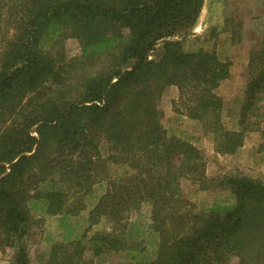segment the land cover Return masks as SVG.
Returning a JSON list of instances; mask_svg holds the SVG:
<instances>
[{"label":"trees","instance_id":"obj_1","mask_svg":"<svg viewBox=\"0 0 264 264\" xmlns=\"http://www.w3.org/2000/svg\"><path fill=\"white\" fill-rule=\"evenodd\" d=\"M204 2L0 0V245L13 248L11 264H39L24 245L33 214L57 223L45 264L108 254L118 260L97 264H264V184L223 178L232 200L197 210L180 182H207L203 154L161 124L168 87L174 114L206 124L217 154L234 155L264 120V36L248 54L234 130L215 93L231 62L175 39ZM65 38L77 41V58L65 55ZM96 187L80 231L74 220Z\"/></svg>","mask_w":264,"mask_h":264},{"label":"rangeland","instance_id":"obj_2","mask_svg":"<svg viewBox=\"0 0 264 264\" xmlns=\"http://www.w3.org/2000/svg\"><path fill=\"white\" fill-rule=\"evenodd\" d=\"M195 27L187 35H179L175 39L183 41L182 47L185 51L202 48L214 51L221 59L231 62V76L221 83L215 93L223 102L220 116L224 128L234 130L244 97L248 54L264 36V0H205L196 29ZM214 28L225 34H222L219 41L216 37L208 40L209 32ZM232 31L236 33L234 42ZM62 47L67 58L75 59L79 56V46L75 39H63ZM176 98L177 91L174 87H168L163 91L158 102V108L162 113L161 124L169 136L179 137L183 133L194 139V145L201 150L204 157L207 179L203 184L188 180L180 182L182 195L188 202L197 210L208 208L214 202L229 203L232 197L220 185L223 178L246 176L264 184V120L257 131L246 134L241 150L235 155H221L214 151V136L207 132L206 124L187 119L184 115L174 114L172 102ZM102 154L105 156L104 152ZM108 168L113 177L120 174L118 166L109 165ZM103 190L104 187H96L94 197L85 199V209L74 220L76 229L81 231L85 228L88 211ZM146 209L144 206L140 212L145 214ZM56 225L55 217L32 215L29 235L24 245L33 263L45 264L44 252L49 245L47 240H59ZM12 256V247L0 245V264H11ZM86 258L91 259L89 253L86 254ZM117 260L115 255L108 254L93 258L92 261L97 264ZM230 264H238L237 259H232Z\"/></svg>","mask_w":264,"mask_h":264},{"label":"crops","instance_id":"obj_3","mask_svg":"<svg viewBox=\"0 0 264 264\" xmlns=\"http://www.w3.org/2000/svg\"><path fill=\"white\" fill-rule=\"evenodd\" d=\"M200 14H201V12H200ZM198 18H199V17H198ZM197 23H198V20H197L196 25H195L196 27H197ZM217 24H218V22L215 23V25H217ZM195 26H194V27H195ZM196 27H195V29H196ZM216 31H217L216 40L221 39L222 34H224L223 31H220V32H219L218 29H217ZM224 32H225V31H224ZM225 33H226V32H225ZM224 35H225V34H224ZM218 41H219V40H218ZM231 72H232V71H230V76H231ZM228 79H229V78H228ZM228 79H227V80H228ZM223 82H225V81H223ZM223 82H222V83H223ZM220 85H221V84H220ZM220 85H219V86H220ZM239 150H241V148H239V149L236 151V153H237ZM236 153H235V154H236ZM235 154H234V155H235Z\"/></svg>","mask_w":264,"mask_h":264}]
</instances>
